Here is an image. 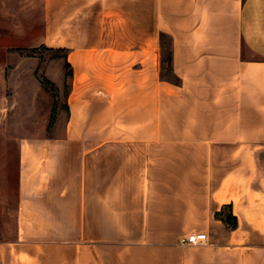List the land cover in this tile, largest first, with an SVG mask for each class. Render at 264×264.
Returning <instances> with one entry per match:
<instances>
[{
    "label": "crops",
    "instance_id": "crops-1",
    "mask_svg": "<svg viewBox=\"0 0 264 264\" xmlns=\"http://www.w3.org/2000/svg\"><path fill=\"white\" fill-rule=\"evenodd\" d=\"M43 9L41 44L72 68L65 130L20 142L0 264H264V0ZM229 208L235 229L216 217Z\"/></svg>",
    "mask_w": 264,
    "mask_h": 264
},
{
    "label": "rangeland",
    "instance_id": "rangeland-1",
    "mask_svg": "<svg viewBox=\"0 0 264 264\" xmlns=\"http://www.w3.org/2000/svg\"><path fill=\"white\" fill-rule=\"evenodd\" d=\"M43 29V0H0V243L17 235L20 142L65 130L64 53L41 44Z\"/></svg>",
    "mask_w": 264,
    "mask_h": 264
},
{
    "label": "trees",
    "instance_id": "trees-1",
    "mask_svg": "<svg viewBox=\"0 0 264 264\" xmlns=\"http://www.w3.org/2000/svg\"><path fill=\"white\" fill-rule=\"evenodd\" d=\"M169 37L170 42L167 47H165V43H163V38ZM161 77L163 80L171 82L173 84L179 85L181 83V79L174 73L173 70V40L169 35H166L164 33H161ZM47 48V47H45ZM166 48V51H165ZM52 50H58L64 53V57L66 54V50L64 49H52ZM65 66V74H64V87L66 89L65 91V103L67 102V96L70 91L71 86V76H72V68L68 63H64ZM43 84H51L49 80H47L45 77L42 80ZM53 85V84H51ZM66 105V104H65ZM67 107V105H66ZM68 108V107H67ZM216 217L221 219L223 223L229 228V229H235L238 225L237 218L232 214L231 208H229L228 211H222L216 214Z\"/></svg>",
    "mask_w": 264,
    "mask_h": 264
},
{
    "label": "built area",
    "instance_id": "built-area-1",
    "mask_svg": "<svg viewBox=\"0 0 264 264\" xmlns=\"http://www.w3.org/2000/svg\"><path fill=\"white\" fill-rule=\"evenodd\" d=\"M207 240V233L203 231L193 232L181 238L182 244H198Z\"/></svg>",
    "mask_w": 264,
    "mask_h": 264
}]
</instances>
